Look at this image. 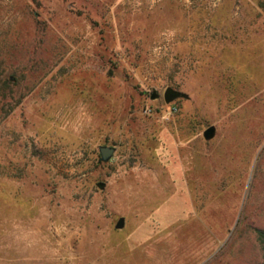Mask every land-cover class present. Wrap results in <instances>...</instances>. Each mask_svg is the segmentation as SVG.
Wrapping results in <instances>:
<instances>
[{
  "label": "rangeland",
  "instance_id": "obj_1",
  "mask_svg": "<svg viewBox=\"0 0 264 264\" xmlns=\"http://www.w3.org/2000/svg\"><path fill=\"white\" fill-rule=\"evenodd\" d=\"M263 38L264 0H0V264H262Z\"/></svg>",
  "mask_w": 264,
  "mask_h": 264
},
{
  "label": "water",
  "instance_id": "obj_2",
  "mask_svg": "<svg viewBox=\"0 0 264 264\" xmlns=\"http://www.w3.org/2000/svg\"><path fill=\"white\" fill-rule=\"evenodd\" d=\"M160 97V95L155 91L152 95V100H156ZM177 99H189V95L176 90L172 87H168L164 93V100L167 104H171ZM217 129L215 126H210L204 131V138L207 141H211L216 137ZM100 152V162H108L112 159L113 155L116 152L115 147H109V146H100L99 147ZM125 227V218H120L116 224L117 229H123Z\"/></svg>",
  "mask_w": 264,
  "mask_h": 264
},
{
  "label": "trees",
  "instance_id": "obj_3",
  "mask_svg": "<svg viewBox=\"0 0 264 264\" xmlns=\"http://www.w3.org/2000/svg\"><path fill=\"white\" fill-rule=\"evenodd\" d=\"M2 73H1V70H0V84L1 83H3V84H6L7 83V81H5V80H3V78H2ZM257 233H258V239H259V241L262 243V244H264V230H258L257 231ZM262 264H264V262L262 263Z\"/></svg>",
  "mask_w": 264,
  "mask_h": 264
},
{
  "label": "crops",
  "instance_id": "obj_4",
  "mask_svg": "<svg viewBox=\"0 0 264 264\" xmlns=\"http://www.w3.org/2000/svg\"><path fill=\"white\" fill-rule=\"evenodd\" d=\"M263 39H264V38H263ZM261 41H262V40H261ZM261 41H260V42H261ZM260 42H259V43H260ZM237 63H238V62H237ZM235 65H236V64H235ZM243 66H244V65H243ZM239 69H240V68H239ZM241 69H242V67H241ZM241 69H240V70H241ZM240 72H243V73H244L243 69H242ZM245 73L247 74V71H245Z\"/></svg>",
  "mask_w": 264,
  "mask_h": 264
},
{
  "label": "built area",
  "instance_id": "obj_5",
  "mask_svg": "<svg viewBox=\"0 0 264 264\" xmlns=\"http://www.w3.org/2000/svg\"><path fill=\"white\" fill-rule=\"evenodd\" d=\"M173 111L175 112V111H177V109H176V108H174V109H173Z\"/></svg>",
  "mask_w": 264,
  "mask_h": 264
}]
</instances>
